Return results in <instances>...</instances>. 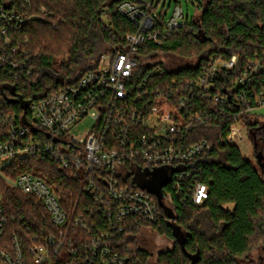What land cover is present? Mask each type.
<instances>
[{
  "label": "trees",
  "instance_id": "trees-1",
  "mask_svg": "<svg viewBox=\"0 0 264 264\" xmlns=\"http://www.w3.org/2000/svg\"><path fill=\"white\" fill-rule=\"evenodd\" d=\"M196 1L197 14L192 22L164 35L161 45L147 42L140 48L139 57L150 58L154 64L146 67L141 64L131 87L136 89L147 77L145 90L149 92L180 91L182 84L195 79L200 67L214 56L226 59L237 56L238 63L233 71L221 72L207 100L196 98L193 102L192 110L204 116L205 123H195L182 143L186 146L205 141L212 150L196 159L195 174L183 183L179 193L170 184L163 189V193H172L171 208L164 202L161 206L154 197L160 211L157 223L145 222L113 233L114 250L133 264L150 262L152 254L139 246L141 236L147 232L163 236L173 244L171 250L158 255V264H242L252 249L264 241V122L252 115L242 119L254 148L255 163L243 157L237 145L227 142V128L235 120L232 107L238 90L234 85L252 65H257L258 70L246 88V95L253 103L256 98L264 99V0ZM124 2L147 1L0 0L5 10L15 9L30 18L19 30L9 33L12 44L21 52H28L30 58L24 70L10 73L0 69V108L27 123V106L31 102L73 85L95 70L105 49L137 32L136 25L118 12ZM159 4L160 1L152 6V13ZM158 17L164 23L162 16ZM161 56L167 64L156 61ZM17 58L22 59L20 55ZM182 61L188 63L181 65ZM158 66L163 73L148 77L149 71ZM215 94L227 98L223 109L217 106ZM134 97L131 106L140 108L147 104L136 103ZM13 168L14 176L29 173L46 182L60 197L70 217L81 216L90 226L95 225V231H107L110 219L82 194L75 171L62 170L50 160L35 158H19ZM148 172L152 175L150 180L167 176L162 171ZM147 177L145 174L139 181L148 182ZM127 182L140 190L132 179ZM195 182L209 188L203 205H195L190 199L189 190ZM0 195L5 213L15 217V221L8 222L7 238L17 236L24 251L41 231L58 236V228L40 201L23 195L2 180ZM87 237L88 233L81 228L68 235L76 247ZM57 264L86 263L74 254V248L65 246Z\"/></svg>",
  "mask_w": 264,
  "mask_h": 264
},
{
  "label": "built area",
  "instance_id": "built-area-1",
  "mask_svg": "<svg viewBox=\"0 0 264 264\" xmlns=\"http://www.w3.org/2000/svg\"><path fill=\"white\" fill-rule=\"evenodd\" d=\"M144 1L147 2H124L118 7V12L136 25L137 32L127 34L120 44L103 53L97 68L77 83L31 102L27 106V123L0 108V180L40 201L59 230L58 236L41 231L24 251L17 236L7 238L8 222L15 221V217L5 213L0 195V264H57L65 246L74 248V254L80 255L86 264H133L114 250L112 240L113 233H122L145 222H158L156 196L140 186L141 177L148 175L149 182L152 175L148 170L165 172L172 190L179 193L183 183L195 174L196 159L212 150L205 141L185 146L182 139L195 123H205L204 116L192 110L195 99L207 100L221 72L233 71L238 57L214 56L200 67L195 79L182 84L180 91L149 92L145 90L147 77L136 89L132 88L130 83L140 65L154 64L150 58L139 57L140 48L147 42L161 45L164 35L189 21L182 7L176 6L172 17L166 19L167 13L151 11L157 0ZM29 20L15 9L5 10L0 6V69L14 73L28 66V52H21L13 45L9 33L19 30ZM257 70L258 66L252 65L235 82L238 90L232 107L235 120L227 128V142L231 145L244 141L246 127L242 119L255 116V110L264 105V99L256 98L253 103L246 95ZM162 73L158 66L149 71L148 77ZM133 96L136 103L147 104L140 108L131 106ZM214 96L217 106L223 109L227 98L222 94ZM86 119L93 121L87 137L78 140L71 136L72 130ZM19 158L47 159L62 170L75 171L82 194L92 199L98 212L110 219L107 231H95V225L90 226L81 216L70 217L60 197L42 179L29 173L14 176V162ZM128 178L140 190L129 185ZM189 192L195 205H203L209 196V188L203 183L195 182ZM166 193L163 202L171 208L172 193ZM79 228L88 237L76 247L68 235Z\"/></svg>",
  "mask_w": 264,
  "mask_h": 264
},
{
  "label": "rangeland",
  "instance_id": "rangeland-1",
  "mask_svg": "<svg viewBox=\"0 0 264 264\" xmlns=\"http://www.w3.org/2000/svg\"><path fill=\"white\" fill-rule=\"evenodd\" d=\"M159 1H160V5L157 10V13L158 14H161L162 12L167 13L166 19L172 17L176 6L182 7L185 16L188 18L190 22L193 21L194 17L197 14L196 0H179L178 3H176L174 0H157V2ZM106 48L108 49V47ZM105 50L103 51V53L108 51ZM156 61L164 62L167 64L165 58L162 56L158 57ZM181 63H182L181 65H186L188 62L182 61ZM194 64H197V61L194 62ZM254 115L259 119H261L262 122H264V105L258 107L255 110ZM92 126H93L92 119H86L78 126H76L72 130L70 135L78 140L84 139L85 137H87ZM243 135H244V141L243 142L239 141L237 143V146L240 149L243 157L255 163L256 158L254 156V148L246 130H243ZM139 246L143 249H146L152 254L149 264H158L157 263L158 255L162 252L169 251L173 248V244L171 241L167 240L163 236H159L152 232H147L141 236L139 241ZM242 264H264V241L258 243L252 249V252L250 253V255L246 260L242 261Z\"/></svg>",
  "mask_w": 264,
  "mask_h": 264
},
{
  "label": "water",
  "instance_id": "water-1",
  "mask_svg": "<svg viewBox=\"0 0 264 264\" xmlns=\"http://www.w3.org/2000/svg\"><path fill=\"white\" fill-rule=\"evenodd\" d=\"M169 184V179L165 174L161 178L151 180L141 185L143 189H146L149 193L155 195L160 205L163 206V189Z\"/></svg>",
  "mask_w": 264,
  "mask_h": 264
},
{
  "label": "flooded vegetation",
  "instance_id": "flooded-vegetation-1",
  "mask_svg": "<svg viewBox=\"0 0 264 264\" xmlns=\"http://www.w3.org/2000/svg\"><path fill=\"white\" fill-rule=\"evenodd\" d=\"M141 183H139L140 185H142V184H144V183H146L145 181H140Z\"/></svg>",
  "mask_w": 264,
  "mask_h": 264
}]
</instances>
